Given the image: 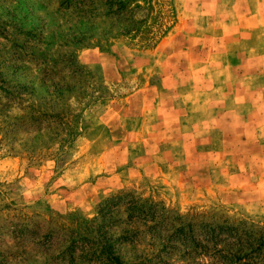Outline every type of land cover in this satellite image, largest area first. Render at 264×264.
Returning a JSON list of instances; mask_svg holds the SVG:
<instances>
[{"label": "rangeland", "instance_id": "1", "mask_svg": "<svg viewBox=\"0 0 264 264\" xmlns=\"http://www.w3.org/2000/svg\"><path fill=\"white\" fill-rule=\"evenodd\" d=\"M164 1L139 48L85 46V0H0V264H216L215 225L264 264V0Z\"/></svg>", "mask_w": 264, "mask_h": 264}, {"label": "trees", "instance_id": "2", "mask_svg": "<svg viewBox=\"0 0 264 264\" xmlns=\"http://www.w3.org/2000/svg\"><path fill=\"white\" fill-rule=\"evenodd\" d=\"M66 0H64L65 2ZM152 0H85V46L92 41L93 43H107L109 40L113 39H128L130 41L137 40L139 48H146L151 46L159 35L163 32L160 26L164 27L161 19H166L168 17V10L165 9L167 5L164 0L156 2L155 9V20L156 22L147 23L148 18L150 17L152 8ZM142 2V4L136 3ZM154 18L152 17V20ZM73 44V43H72ZM62 47L67 45L63 44ZM52 49L51 47L46 49V52ZM46 52H43V56ZM73 49L70 47L68 53H59L57 57L58 62L60 63L63 69L70 71L71 74H77L79 69L73 63H69L65 58L73 56ZM66 55V56H65ZM44 62V59H41V63ZM41 71V70H40ZM44 75H49L46 70L41 71ZM42 115V114H41ZM36 116L35 119H41L40 126H43L42 117ZM48 120V117H47ZM48 121L46 127L52 125ZM53 126V125H52ZM42 128V127H40ZM56 129V127H52ZM237 228H231L227 225H215L209 227L205 230H202L201 239L205 243L213 245V250L217 254L214 259L216 264H261L259 259L251 263L242 262L244 259L251 257V253L255 251L258 252L261 249V242L257 243V238H254L252 234L258 235L255 232L252 234H241L246 238L241 239L240 236L234 241H227L229 237L236 234ZM258 240H261V235H258ZM226 240V241H224ZM246 241H255L253 242V248L251 251L244 252L243 249L250 248V244H247ZM224 242V254H220L219 250L215 248L216 244ZM255 243V245H254ZM257 258V257H254Z\"/></svg>", "mask_w": 264, "mask_h": 264}]
</instances>
